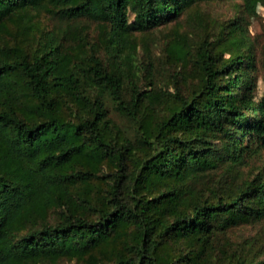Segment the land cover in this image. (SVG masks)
Instances as JSON below:
<instances>
[{
    "label": "trees",
    "instance_id": "1",
    "mask_svg": "<svg viewBox=\"0 0 264 264\" xmlns=\"http://www.w3.org/2000/svg\"><path fill=\"white\" fill-rule=\"evenodd\" d=\"M204 1L0 0V264H264L217 243L264 219L253 53L178 34L163 84L138 56Z\"/></svg>",
    "mask_w": 264,
    "mask_h": 264
},
{
    "label": "rangeland",
    "instance_id": "2",
    "mask_svg": "<svg viewBox=\"0 0 264 264\" xmlns=\"http://www.w3.org/2000/svg\"><path fill=\"white\" fill-rule=\"evenodd\" d=\"M132 16L131 14V19ZM42 23L52 27L57 22L55 19L45 18ZM89 33L91 37L96 35L93 23ZM221 33L242 40L253 53L256 62L254 91L256 98L260 97L264 92V0L257 2L253 8L247 7L243 0H209L196 3L177 19L145 32L143 38L146 43L142 46L139 41L138 56H151L157 67V79L163 84L166 83L164 81L170 71L166 63L167 42H171L178 34L183 35L191 44L204 38L215 41ZM140 34L137 33L139 38ZM109 116L121 131L127 133L131 130V122L112 106L109 107ZM258 169H264V152L253 160L245 173L248 171V174H252ZM217 243L227 244L230 248L252 244L253 251H264V219L229 229L217 238Z\"/></svg>",
    "mask_w": 264,
    "mask_h": 264
}]
</instances>
